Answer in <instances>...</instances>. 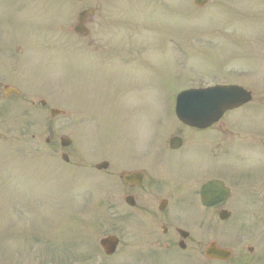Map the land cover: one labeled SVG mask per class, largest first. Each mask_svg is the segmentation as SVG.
<instances>
[{"label": "rangeland", "instance_id": "1", "mask_svg": "<svg viewBox=\"0 0 264 264\" xmlns=\"http://www.w3.org/2000/svg\"><path fill=\"white\" fill-rule=\"evenodd\" d=\"M109 1L116 12L126 10L128 18L130 13L134 14V17L131 15L132 21H127L129 27L126 31L112 30L108 37L112 45H124L122 64L112 58L113 66L97 65L93 62L91 50L71 36L67 37L69 45L64 44L63 52H74V56L64 57V53L56 52L60 49L57 43L60 35L55 23L57 8L61 7L59 0H15L16 27L0 28V51L13 45L14 48L25 46L31 52L21 57L26 69L7 57L3 61L0 59L3 74L23 70L31 72L25 82L35 89L60 83L55 94L61 104L49 103V108L67 112L66 116L50 121L48 111V123L42 124L38 120L28 123V114L40 110V101L47 100L46 96L37 91L23 104L20 102L24 95L22 90L20 97L13 96L9 100L0 94V141H10L0 144H8L6 153L23 160L24 155L15 153L18 142L14 141H26V135L45 134L52 144L43 150L50 154L52 146L58 145L60 138L66 136L73 143L70 154L79 164L76 191L69 174L63 190L57 192L58 199H71V204L65 202L58 207L49 206L47 218L41 225L44 243L37 246L38 252L30 253L24 249L14 253L11 249L14 240L11 238L27 224L0 222V264H55L50 243L53 248L69 239L75 240L83 252L89 249L88 239L93 233L98 234L96 238L106 235L105 229L101 231L98 226L105 225L107 199L114 190L107 197L104 184L117 183V178L111 176L119 178L120 170L111 168L98 173L95 166L103 161L111 163L106 153L113 152L124 160L128 152L124 146L136 144L133 136L146 134L149 118L157 110L160 114L165 112L172 124L160 131V137L167 140L171 135L168 131L175 126L171 97L183 88L186 81L185 88L203 87L210 83L235 84L254 90L257 101L264 96V0H212L203 9L196 8L193 0ZM2 6L7 5L0 2V10ZM47 15L52 18L50 21ZM135 44L138 49L134 48ZM137 50L139 56H135ZM47 56L49 61L40 64V59ZM39 69L63 71L64 74L41 76L32 73ZM147 74L154 75L145 78ZM61 87L69 97L59 95ZM76 104L85 116L81 115L80 124L73 126L70 106ZM226 121L232 131L240 135L229 140L247 145L244 133L248 128L250 132L255 130L259 134L264 126V107L252 104L228 115ZM258 148L264 151V143ZM236 149L246 154L249 152L241 146ZM0 164V190L6 193L4 184L7 181L4 178L8 170L4 171V167L8 169L9 161ZM263 209L258 207L260 212L247 226L243 221L244 228L239 233L236 221L228 229L223 228L224 236L220 237L223 241L218 242L223 246L229 247L230 243L237 246L235 261L238 264H264ZM236 219L243 220L242 217ZM227 230L229 235L225 236ZM211 240L216 239L207 238V241ZM250 246L253 253L247 251L246 247Z\"/></svg>", "mask_w": 264, "mask_h": 264}, {"label": "flooded vegetation", "instance_id": "2", "mask_svg": "<svg viewBox=\"0 0 264 264\" xmlns=\"http://www.w3.org/2000/svg\"><path fill=\"white\" fill-rule=\"evenodd\" d=\"M59 1L61 7L57 8L55 17L60 35L57 40L60 48L58 53H64L63 46L69 45L67 37L71 36L91 50L96 64L113 66L112 58L115 62L118 60L120 64L123 63L124 45H112L108 37L112 30L126 31L129 27L127 21H132L131 15L134 17V14L130 13L128 18L126 10L116 12L109 0ZM5 3L7 7L0 10V28H15V0H5ZM86 3L88 7L84 6ZM51 19L47 15V20ZM138 28L137 25L136 30ZM134 48H137L136 44ZM28 53L31 52L25 46L14 48L11 45L0 51V59L3 61L7 57L20 64V68L26 69L21 57ZM135 54L139 56V50ZM65 55L74 56V52ZM49 58H41L40 64L48 62ZM2 71L0 94L9 96V89H15L20 90L16 96L20 97L22 90L24 95L20 102L23 104L37 91L46 96L47 100L40 101V110L28 114V123L37 120L42 124L48 123V111L49 120H55L51 119L53 109L49 108V103L55 106L61 103L55 94L54 84L35 89L25 82L31 72L23 70L20 73L3 74ZM32 73L41 76L64 74L63 71L48 70ZM252 94L254 102L251 105L264 107V96L257 101L256 92L252 91ZM59 95L69 97L63 95L62 88ZM70 107L75 123L72 125H78L80 116L85 115L78 104ZM227 116L205 130L177 122L168 131L171 135L166 140L160 137L157 110L149 118L146 134L133 136L136 144L124 146L123 149L128 151L124 160L113 152L106 153L111 161H107L109 169L120 170L119 178L111 176L118 178V183L104 184L108 191L107 197L114 190V194L107 199L105 225L98 226L101 231L105 229L106 235L96 238L98 234L93 233L88 239L89 249L85 252H81L75 240L60 243L57 251L59 264H229L206 258L211 243L207 238L223 233L224 221L220 220L222 211L231 213V218L226 222L234 218L238 223H250L259 212L258 207H264V151L258 148L264 143V126L258 131L259 134L255 130L250 132L248 128L244 133L247 145L231 142L230 138L236 139L240 135L232 131L226 121ZM26 138L28 140L23 142L14 141L18 142L15 153L24 155L23 160L15 154L6 153L8 144H0V163L9 161L8 169L4 167V171L8 170L4 178L7 181L4 190L7 192L1 193L0 190V222L27 224L21 226L20 233L11 238L14 240L11 248L13 252L25 247L31 249L28 245L42 242L45 235H42L41 225L47 218L48 206L58 207L65 202L71 204V199H58L57 192L63 190L69 174L75 191L79 179L76 176L79 164L70 154L73 143L66 150L55 143L48 154L43 148L52 143L45 134L26 135ZM177 139H181V142ZM237 146L248 149V154L237 150ZM257 148L259 151H256ZM73 152L76 151L73 149ZM210 181L224 183L230 190V197L224 203L209 208L203 204L201 193L203 186ZM107 236L119 239L111 256H107L100 247L101 240ZM81 254H86V257H81Z\"/></svg>", "mask_w": 264, "mask_h": 264}, {"label": "water", "instance_id": "3", "mask_svg": "<svg viewBox=\"0 0 264 264\" xmlns=\"http://www.w3.org/2000/svg\"><path fill=\"white\" fill-rule=\"evenodd\" d=\"M82 1V0H77ZM208 0H195L198 7L206 5ZM251 101V94L240 87L220 86L209 88L204 91H190L179 96L177 104V115L184 123L198 128H206L216 121L222 115L236 109ZM68 145L67 141H63ZM109 240H105V246ZM216 256H223L229 259V252L217 251ZM210 256V254H209Z\"/></svg>", "mask_w": 264, "mask_h": 264}]
</instances>
